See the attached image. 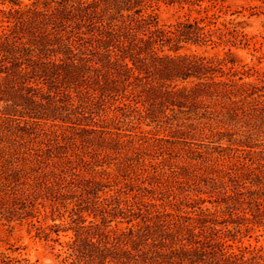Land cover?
<instances>
[{
    "label": "trees",
    "instance_id": "trees-1",
    "mask_svg": "<svg viewBox=\"0 0 264 264\" xmlns=\"http://www.w3.org/2000/svg\"><path fill=\"white\" fill-rule=\"evenodd\" d=\"M0 2V217L48 202L56 264H264V73L217 0Z\"/></svg>",
    "mask_w": 264,
    "mask_h": 264
},
{
    "label": "rangeland",
    "instance_id": "rangeland-1",
    "mask_svg": "<svg viewBox=\"0 0 264 264\" xmlns=\"http://www.w3.org/2000/svg\"><path fill=\"white\" fill-rule=\"evenodd\" d=\"M30 3L31 0H23ZM221 11L216 25L212 28H220L223 32L234 33V44L231 50L236 53V60L240 65H246V69H251L250 74L245 75V81L257 82V77L264 73V0H217ZM204 4H209L207 1ZM7 2L0 7L9 6ZM187 10H180L176 7L162 5L160 8V21L162 23H175L179 16ZM192 16H197L193 13ZM192 50L202 52L195 46ZM228 47H220L211 50L213 54L217 50L226 51ZM264 99V97H263ZM164 134L161 133V136ZM51 207L46 202L39 205V212L36 216L8 221L0 217V252L16 257L25 264H56L58 259L56 254L61 249V245L54 241L57 235L50 230V226L61 223L60 219L53 220L50 216ZM46 233H50L47 237ZM261 233V232H260ZM73 232H60L59 240L64 242L69 240ZM259 234V233H257ZM255 234L252 238H245L244 243H255ZM260 243L264 242V236L259 237Z\"/></svg>",
    "mask_w": 264,
    "mask_h": 264
}]
</instances>
